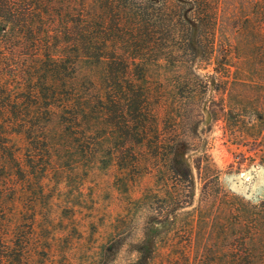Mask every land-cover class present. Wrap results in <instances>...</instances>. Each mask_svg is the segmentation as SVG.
Wrapping results in <instances>:
<instances>
[{
	"label": "trees",
	"instance_id": "trees-1",
	"mask_svg": "<svg viewBox=\"0 0 264 264\" xmlns=\"http://www.w3.org/2000/svg\"><path fill=\"white\" fill-rule=\"evenodd\" d=\"M247 2L264 62V0ZM222 11L220 0H0V264L32 257L27 224L12 228V217L27 200V167L54 164L39 162L53 140L92 138L96 162L104 151L129 180L184 192L172 211L189 202L175 150L197 144L207 85L192 66L198 51L205 64L218 58Z\"/></svg>",
	"mask_w": 264,
	"mask_h": 264
},
{
	"label": "rangeland",
	"instance_id": "rangeland-1",
	"mask_svg": "<svg viewBox=\"0 0 264 264\" xmlns=\"http://www.w3.org/2000/svg\"><path fill=\"white\" fill-rule=\"evenodd\" d=\"M247 1L220 0L218 58L205 64L198 51L192 66L207 92L196 146L175 150L189 202L172 211L184 192L156 177L129 180L104 151L96 162L92 138L53 140L39 162L54 164L27 167V200L12 217V228L27 224V264H264V62Z\"/></svg>",
	"mask_w": 264,
	"mask_h": 264
}]
</instances>
